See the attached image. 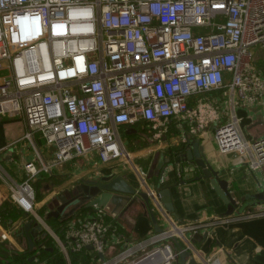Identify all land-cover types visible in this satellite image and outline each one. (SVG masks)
Segmentation results:
<instances>
[{
	"label": "built area",
	"instance_id": "1",
	"mask_svg": "<svg viewBox=\"0 0 264 264\" xmlns=\"http://www.w3.org/2000/svg\"><path fill=\"white\" fill-rule=\"evenodd\" d=\"M256 47L264 50V0H0V117H24L36 156L28 179L11 186L12 200L36 215L39 175L91 154L105 164L121 159L120 128L141 121L158 140L172 119L193 135L218 122L219 152L260 169L264 137L247 140L235 112L264 103ZM216 92L237 97L225 121L210 103L190 107L192 97ZM94 213L67 225L68 259L70 246L92 247L99 264L177 260L171 241L181 232L164 231L106 261L107 236L118 231L104 210Z\"/></svg>",
	"mask_w": 264,
	"mask_h": 264
},
{
	"label": "crops",
	"instance_id": "2",
	"mask_svg": "<svg viewBox=\"0 0 264 264\" xmlns=\"http://www.w3.org/2000/svg\"><path fill=\"white\" fill-rule=\"evenodd\" d=\"M236 100L237 97L228 98L221 92L202 94L191 98L190 107L196 108L200 101L210 103L221 112V121H225L230 112L229 106ZM235 112L247 140L264 137V103L241 105L236 107ZM1 118L0 206L7 202L9 215L8 220L0 219V264H14V259L31 251L28 239L22 233L26 225L31 224L34 228L37 223L43 226V231L36 237V244L43 232L48 233L65 255L68 264H71L69 247L68 259L63 251L66 244L56 232L64 218L55 214L62 206L60 199L67 192L70 193L69 198L74 197L73 189L83 179L94 180L113 174L124 177L133 188L150 196L151 193L158 195L161 191L169 190L174 212H167L152 196L150 206L157 219L156 224L140 198L131 207L118 213L112 208L104 210L118 231L115 235L107 236L106 261L138 243L148 242L159 230H163L181 232L171 241L174 251L180 254L178 245H181L183 250L193 254L192 257L199 264H264V201L257 204L260 199L256 198L264 194V165L252 170L245 159L220 153L214 139L218 122L208 125L203 133L193 135L181 127L176 119H172L168 132L160 140L153 138L149 125L143 121L134 126H122L121 146L125 153L121 159L105 164L97 154H91L55 168L50 175H39L33 184L38 200L36 215H32L25 213L11 197V186L27 180L26 164L36 159L31 143L25 138L27 126L22 115L12 121ZM186 134L204 148L207 160L229 182L230 191L239 205L242 207L247 203H255V206L246 207L243 213H240L239 207L233 214L227 215V206L208 180L190 183L182 180L187 181L197 175L198 169L190 163L175 164L161 175V166L171 158V151L184 144ZM37 140L44 156L51 160L53 150L46 146L40 135H37ZM140 169L148 173L146 181ZM51 202L58 203L54 209ZM83 210L89 213L96 211L82 208L75 215ZM87 249L94 254L93 249ZM90 264L99 263L93 257Z\"/></svg>",
	"mask_w": 264,
	"mask_h": 264
},
{
	"label": "water",
	"instance_id": "3",
	"mask_svg": "<svg viewBox=\"0 0 264 264\" xmlns=\"http://www.w3.org/2000/svg\"><path fill=\"white\" fill-rule=\"evenodd\" d=\"M184 145L186 147L185 153L180 154L173 161L171 158L165 164L161 166L160 173L163 176L170 167H174L175 164L180 163H190L195 168L202 171V175L197 177V181L208 180L213 187L215 193L220 197V199L225 203L228 208L227 215H231L236 209L241 207L239 202L233 197L229 182L221 177V173L215 171L211 163L207 160L204 154V148L201 144L194 140L188 138L185 135ZM162 181V178H161ZM75 194L74 197L69 198L70 193L67 192L66 196L62 197L60 200L62 206L59 207L56 216H64L63 221L71 219L80 209L91 208L106 210L111 209L116 213L118 211L131 207L140 198L143 200V206L146 207L148 212H150L153 223H157V219L152 212L150 201L151 196L148 193L139 191L133 188L130 183L122 176L116 174L110 176H102L94 180L83 179L81 183L73 189ZM70 200H67V199ZM159 203H161L167 212L173 213L174 207L169 190H164L157 195ZM256 198L264 201V194L256 196ZM264 204V202L262 203ZM255 206V203H247L240 208V213H243L246 207ZM70 208L69 211H67ZM43 231V226L39 223L32 228L31 224L26 225L23 235L28 239L31 251L35 248L36 237ZM163 230H159L158 233H163ZM180 254L174 264H199L192 257L193 254L187 250H183L181 245H178ZM90 249H93L90 247ZM103 259V255H101ZM189 261V262H188Z\"/></svg>",
	"mask_w": 264,
	"mask_h": 264
},
{
	"label": "trees",
	"instance_id": "4",
	"mask_svg": "<svg viewBox=\"0 0 264 264\" xmlns=\"http://www.w3.org/2000/svg\"><path fill=\"white\" fill-rule=\"evenodd\" d=\"M185 151H186L185 145L181 144V146H178L177 148L174 149V152H176V154L172 151L170 152L171 159L174 161L179 154L185 153ZM196 172L197 175L194 178L189 179L187 181L185 179L182 180L189 183L197 181L196 178L202 175V171L198 169ZM184 174L185 172L183 171L182 178H184ZM6 205L7 202H4L0 206L1 220H5V219L8 220L9 214L6 209ZM3 210L5 214L3 213ZM88 214H94V213L93 212L89 213V211L83 210L79 212L77 215H74L71 219L67 221L62 220L56 232L58 237L62 240L63 243H65L66 245H70V242L72 241L70 238H68V230H67L68 223H70V221L72 220L82 219ZM106 221L107 223H112L108 218H106ZM69 256H70L71 264H90L95 255L92 254L86 247L81 249L80 251H75L72 247L69 246ZM39 262H44L46 264H68L65 255L60 251L55 240L50 235H48V233L45 232L42 233L41 239L39 240V242L36 244V247L32 251L27 252L24 255H21V258H16L13 261L14 264H38Z\"/></svg>",
	"mask_w": 264,
	"mask_h": 264
},
{
	"label": "rangeland",
	"instance_id": "5",
	"mask_svg": "<svg viewBox=\"0 0 264 264\" xmlns=\"http://www.w3.org/2000/svg\"><path fill=\"white\" fill-rule=\"evenodd\" d=\"M254 50H255V53H256V56H257L256 57L257 65L264 69V50H261L259 47L254 48ZM19 117L21 118L20 115H9V116H6V117H2L1 119L5 120V121H12V120L18 119ZM32 150H33V147H32ZM27 177H29V176H27ZM37 200H38V196H37ZM57 202L56 203H54V202L52 203L51 202L52 209H54L55 206H57V204H58Z\"/></svg>",
	"mask_w": 264,
	"mask_h": 264
},
{
	"label": "flooded vegetation",
	"instance_id": "6",
	"mask_svg": "<svg viewBox=\"0 0 264 264\" xmlns=\"http://www.w3.org/2000/svg\"><path fill=\"white\" fill-rule=\"evenodd\" d=\"M148 130H149V128H148ZM150 131V130H149Z\"/></svg>",
	"mask_w": 264,
	"mask_h": 264
}]
</instances>
